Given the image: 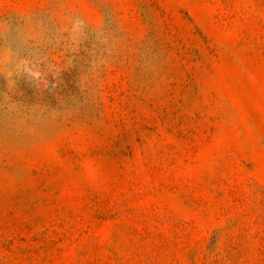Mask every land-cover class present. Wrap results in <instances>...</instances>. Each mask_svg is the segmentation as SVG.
<instances>
[{
    "label": "rangeland",
    "instance_id": "374dc122",
    "mask_svg": "<svg viewBox=\"0 0 264 264\" xmlns=\"http://www.w3.org/2000/svg\"><path fill=\"white\" fill-rule=\"evenodd\" d=\"M0 264H264V0H0Z\"/></svg>",
    "mask_w": 264,
    "mask_h": 264
}]
</instances>
